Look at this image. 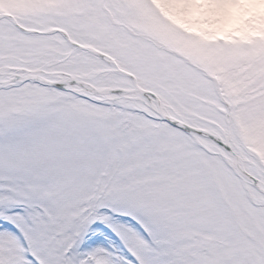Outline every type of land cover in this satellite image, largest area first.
Instances as JSON below:
<instances>
[{
  "label": "snow or ice",
  "instance_id": "1",
  "mask_svg": "<svg viewBox=\"0 0 264 264\" xmlns=\"http://www.w3.org/2000/svg\"><path fill=\"white\" fill-rule=\"evenodd\" d=\"M0 264H264V0H0Z\"/></svg>",
  "mask_w": 264,
  "mask_h": 264
}]
</instances>
